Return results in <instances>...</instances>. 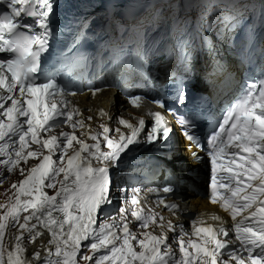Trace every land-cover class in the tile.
Here are the masks:
<instances>
[{"label": "snow or ice", "instance_id": "snow-or-ice-1", "mask_svg": "<svg viewBox=\"0 0 264 264\" xmlns=\"http://www.w3.org/2000/svg\"><path fill=\"white\" fill-rule=\"evenodd\" d=\"M0 4L7 7L0 11V166L9 174L19 168L24 177L11 185L15 192L7 205L0 204V264H264V75L244 86L206 142L194 134L191 119L178 117L186 140L210 158L208 198L228 214L230 226L219 214L210 216L213 223L193 218L191 232L166 220L155 209L179 210L160 195L174 193L171 184L146 190L156 195L153 203L141 188H132L130 196L122 188L125 198L118 211L105 212L112 204V169L132 146L166 143L172 129L164 113L171 110L163 98L153 97L149 102L158 110L148 112L151 126L142 117L135 124L120 117L118 125L127 132L108 124L94 131L67 99L78 92L60 83L56 73L40 75L53 36L55 0ZM158 22L154 16L153 24ZM171 24L178 30L187 21L177 17ZM104 90L89 89L93 98ZM145 99L128 97L137 108ZM186 101L181 87L177 103ZM100 115L107 113L100 110ZM63 126L71 130L54 133ZM193 157L199 159L196 153ZM30 158L38 163L21 167ZM9 227L16 233L6 249ZM45 232L50 234L45 254L37 250L27 258L25 239L34 243Z\"/></svg>", "mask_w": 264, "mask_h": 264}, {"label": "bare ground", "instance_id": "bare-ground-1", "mask_svg": "<svg viewBox=\"0 0 264 264\" xmlns=\"http://www.w3.org/2000/svg\"><path fill=\"white\" fill-rule=\"evenodd\" d=\"M174 5L175 3H171L169 7L167 8L158 9L157 12L154 14V16L159 17V19L162 21L174 16L175 11L172 8V6ZM117 7L118 5L114 4L111 6L110 9H114ZM222 7H224V5H222L220 8H217L216 10L208 9L206 12L207 16L204 15L200 17L201 23L205 22L206 24H210L213 19H215L216 21H220V19L222 18V14H220ZM110 9L104 14V17L106 19L111 17L112 24L116 28L117 26H119V24L116 22L113 14L110 12ZM234 9H236V6L234 7ZM193 15H197V17H199L201 13L197 11ZM73 99L76 101V103H78L82 107V110L88 114H94L95 108L102 107L104 110L108 112L109 115H111L116 110H123L125 106L122 98L113 89L104 90L100 94H98L95 98L89 97L87 94H83V95L74 96ZM183 146L184 144L180 143V148H182ZM181 153L183 156H186L187 154V152L183 150H181ZM122 158H123V155H122ZM192 165L194 166L196 165V163L194 162L192 163ZM144 181L147 182L146 179H144ZM180 204H181L182 210L188 211L191 213H197V214L205 210H215L216 209L215 206L209 205L205 199L199 198V197H192V196L184 199L182 202H180ZM15 233H16V229L9 235L10 245L8 248H11L14 244L13 237ZM27 241L28 243L24 242V245L26 247L27 258L31 259L33 256V253L37 250H39L42 255L45 254L44 245L47 244L48 240L37 239V241L34 243L29 240ZM33 264H34V261H33Z\"/></svg>", "mask_w": 264, "mask_h": 264}, {"label": "rangeland", "instance_id": "rangeland-1", "mask_svg": "<svg viewBox=\"0 0 264 264\" xmlns=\"http://www.w3.org/2000/svg\"><path fill=\"white\" fill-rule=\"evenodd\" d=\"M9 196H11V194L9 193V191L6 189V187L2 186V187L0 188V204H5V205H7L8 200H9ZM2 210H4V209H2ZM3 212H4V211H0V214H3ZM9 229H11V227H9V228L6 229V231H5V237H4V241H3L4 245L6 246V249H8V247H9V245H10L9 235H10L13 231H15V228L12 229V230H9ZM27 240H28V239H27ZM27 240L25 239L24 242L28 243ZM5 259H6V252H5Z\"/></svg>", "mask_w": 264, "mask_h": 264}]
</instances>
